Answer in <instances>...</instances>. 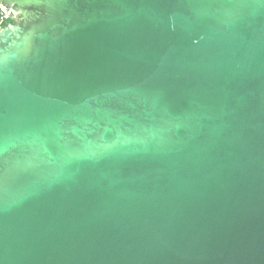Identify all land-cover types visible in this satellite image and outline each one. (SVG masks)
I'll list each match as a JSON object with an SVG mask.
<instances>
[{
	"label": "water",
	"instance_id": "95a60500",
	"mask_svg": "<svg viewBox=\"0 0 264 264\" xmlns=\"http://www.w3.org/2000/svg\"><path fill=\"white\" fill-rule=\"evenodd\" d=\"M0 2V264H264V0Z\"/></svg>",
	"mask_w": 264,
	"mask_h": 264
},
{
	"label": "built area",
	"instance_id": "2783aa9c",
	"mask_svg": "<svg viewBox=\"0 0 264 264\" xmlns=\"http://www.w3.org/2000/svg\"><path fill=\"white\" fill-rule=\"evenodd\" d=\"M16 20L17 16L13 11L0 2V31Z\"/></svg>",
	"mask_w": 264,
	"mask_h": 264
}]
</instances>
